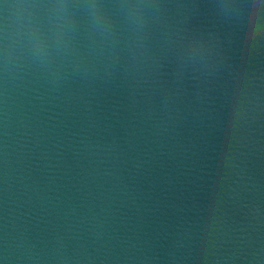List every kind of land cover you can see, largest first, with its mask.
I'll return each mask as SVG.
<instances>
[{"label": "water", "instance_id": "1", "mask_svg": "<svg viewBox=\"0 0 264 264\" xmlns=\"http://www.w3.org/2000/svg\"><path fill=\"white\" fill-rule=\"evenodd\" d=\"M0 264H264V0H0Z\"/></svg>", "mask_w": 264, "mask_h": 264}]
</instances>
